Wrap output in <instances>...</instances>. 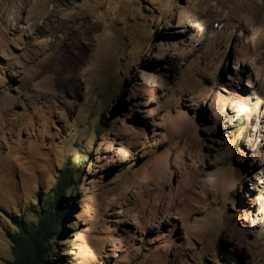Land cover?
<instances>
[{"label":"rangeland","instance_id":"obj_1","mask_svg":"<svg viewBox=\"0 0 264 264\" xmlns=\"http://www.w3.org/2000/svg\"><path fill=\"white\" fill-rule=\"evenodd\" d=\"M70 166L50 264H264V0H0V264Z\"/></svg>","mask_w":264,"mask_h":264},{"label":"trees","instance_id":"obj_2","mask_svg":"<svg viewBox=\"0 0 264 264\" xmlns=\"http://www.w3.org/2000/svg\"><path fill=\"white\" fill-rule=\"evenodd\" d=\"M103 114V112L100 113L99 121ZM193 117L198 119L197 114ZM95 134L98 135L99 132L96 131ZM92 145L95 146L94 143ZM86 163L87 159L83 158L75 162L80 176L84 174ZM71 185H75V189L78 190L79 183L73 181L70 166L58 176L51 193L42 201L38 197L39 205L35 209L34 219L24 218L17 222L19 230L10 234L13 257L7 259L4 264H50L47 258L53 255L52 247L59 233L65 235L70 232V228L65 225V220L70 217L68 209L72 197L67 196L66 192Z\"/></svg>","mask_w":264,"mask_h":264}]
</instances>
